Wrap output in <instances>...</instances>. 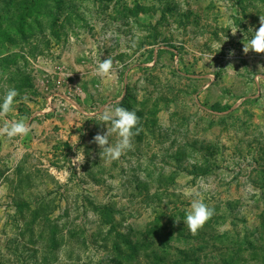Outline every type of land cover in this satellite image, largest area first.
<instances>
[{
	"label": "rangeland",
	"instance_id": "1",
	"mask_svg": "<svg viewBox=\"0 0 264 264\" xmlns=\"http://www.w3.org/2000/svg\"><path fill=\"white\" fill-rule=\"evenodd\" d=\"M260 15L264 0H0V102L19 93L4 119L31 128L0 137V264H174L187 248L264 264V54L242 51ZM107 105L140 117L118 160L92 142ZM185 189L215 210L196 235Z\"/></svg>",
	"mask_w": 264,
	"mask_h": 264
},
{
	"label": "clouds",
	"instance_id": "2",
	"mask_svg": "<svg viewBox=\"0 0 264 264\" xmlns=\"http://www.w3.org/2000/svg\"><path fill=\"white\" fill-rule=\"evenodd\" d=\"M260 26L258 29L253 30L251 39L245 37L243 41V53L246 55L250 51L258 54H264V15H260ZM237 29H232V35L235 36ZM246 41V42H245ZM234 51L229 53L230 56L234 55ZM229 65L228 67H230ZM113 69V59L109 56L98 64L96 73L101 77H107L111 74ZM242 70V69H241ZM19 95L15 88H8L0 102V119H4L12 111L15 98ZM27 99L26 97L24 98ZM99 121L107 126L106 132L103 134L97 133L93 138V143L97 144L100 151V157L109 160H118L126 150L132 147V137L138 135L140 129L137 127L140 123V117L135 110H129L122 106L113 107L111 105L105 106L101 113L98 115ZM133 129H136L134 132ZM31 128L26 122V119L21 120H7L4 119L3 126H0V137H7L13 139L17 136L24 137L29 134ZM113 135L118 137L115 144L110 143L109 138ZM75 148V146H73ZM74 161L84 162L85 158L78 151ZM185 196H194L191 199L190 207L185 210V217L183 219L186 228L191 234L196 235L200 229L210 220L215 214V210L210 208L199 195L191 190L185 189ZM179 223L180 219L176 218Z\"/></svg>",
	"mask_w": 264,
	"mask_h": 264
},
{
	"label": "trees",
	"instance_id": "3",
	"mask_svg": "<svg viewBox=\"0 0 264 264\" xmlns=\"http://www.w3.org/2000/svg\"><path fill=\"white\" fill-rule=\"evenodd\" d=\"M127 243L130 244L131 240L127 241ZM145 249L147 250V248ZM153 254L155 253L153 252ZM177 254L178 255L175 256L174 264H200L201 259L196 248H187L186 250L178 251Z\"/></svg>",
	"mask_w": 264,
	"mask_h": 264
}]
</instances>
